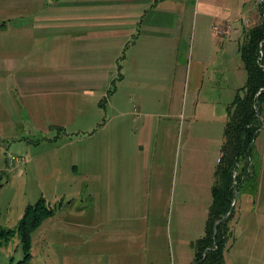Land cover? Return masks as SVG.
Returning a JSON list of instances; mask_svg holds the SVG:
<instances>
[{
	"label": "rangeland",
	"instance_id": "rangeland-1",
	"mask_svg": "<svg viewBox=\"0 0 264 264\" xmlns=\"http://www.w3.org/2000/svg\"><path fill=\"white\" fill-rule=\"evenodd\" d=\"M262 1H252L254 15L250 23L240 22L241 29L249 32L259 24L258 3ZM0 7V25L9 22L10 26L20 25L25 29L18 33L0 30V59L19 63V71L0 69V225L14 231L7 242L0 243V264H19L26 256L17 232L19 222L27 208L41 200L49 208L46 200H54L48 188L50 182L57 179L52 175L55 165L66 156L71 163L70 155H76L80 159L75 164L78 173L90 175L91 186L109 188L111 146L115 145L111 143V133L117 131L114 123L123 121L125 110H132L123 136L128 135L133 142L139 126L134 122L145 119V116L140 117V110L150 109L146 98L134 97L130 103L127 97L114 96L111 88L96 96L73 94L74 89L62 87L63 81H74L67 79L66 74L104 72L108 66L107 63H90L86 55L82 57L83 48L78 54L73 52L76 48L67 37L71 29L61 27L68 23L60 21L73 15L58 9L38 14L44 10V3L34 0H8ZM44 16L53 20L45 24L38 22L44 27L29 31L36 24L35 19L41 20ZM12 34H19L15 43ZM219 37L228 44L230 58L235 54L229 62L228 84L237 91L247 80L237 52L240 42L244 41L238 37L244 35L225 33ZM226 37L232 41L225 40ZM56 75H62L63 79ZM184 77H180L182 85ZM234 97L228 96L227 105ZM155 100L158 116H163L159 119L162 128H156L158 138L147 145L148 152L155 154V164L150 162L144 174L141 164L129 165V170H139L132 174V180L128 173L129 186L140 185L143 175L147 179L142 183L143 191L136 194L130 191V202L116 214L118 218H127L126 222L118 220L116 223L129 238L125 242L126 249L116 248L115 258L102 257V262L108 264H141L140 260L146 259L147 264H194L199 250L197 244L205 236L226 122L212 114L211 109L202 108L208 103H204L202 95L179 90L175 96H158ZM215 111L217 113V109ZM194 114L197 118L192 121ZM170 115L173 117H168ZM210 118L213 122L208 123ZM260 121L262 129L252 161L254 175H248L234 195L235 212L228 224L230 236L228 234L225 264H264V105ZM102 169L109 174L100 183L94 175ZM85 182L81 178L78 187L83 189ZM63 194L68 193H59V199ZM102 196H97V214L92 212V215L98 219L110 218L111 202ZM44 222L31 234V258L26 264H95L99 255L91 246L94 242H103L102 239L86 238L84 242L90 247L72 253L46 241ZM106 228L99 231V235L106 234ZM122 240L120 237L119 241Z\"/></svg>",
	"mask_w": 264,
	"mask_h": 264
},
{
	"label": "crops",
	"instance_id": "crops-1",
	"mask_svg": "<svg viewBox=\"0 0 264 264\" xmlns=\"http://www.w3.org/2000/svg\"><path fill=\"white\" fill-rule=\"evenodd\" d=\"M4 1L8 0H0V6L3 4L4 7ZM34 1L44 3L42 8L44 10L38 14L44 13L47 9H58L73 15L60 20L62 23H68L62 24L61 27L66 28L67 31L71 29L70 34L66 35L70 37V45L76 48L73 52L78 54L83 48L82 54H85L82 57L86 55L90 63L108 65L104 72L66 74L67 79L74 81L72 83L63 81V88L74 89L71 92L73 94H97L96 96L104 94L111 88L114 89V96L127 97V102L130 103L134 97L146 98L150 109L147 112L140 110V117L145 116V119L142 122H134L139 126L137 135L133 136L136 137L133 142L132 138H127L128 135L123 136L126 127L129 126L127 117L133 115V111L125 110L123 121L114 123L117 131L111 133V143L115 145L111 146L109 188L102 185L91 186L88 183L90 175L78 173L75 164L80 159L76 155H70L71 163L69 156H66L52 171V175L57 179L51 181V186L48 188V192H51L49 194H54V200L50 198L46 203L51 210H54V214L44 222L46 241H49L51 246H59L75 253L89 248L90 245L84 240L95 236L103 241L94 242L91 246V249L99 255L95 264H108L107 261L102 262L104 258H115L116 248L126 249L125 242L129 238L116 223L118 220L126 222L127 218L125 216L124 219L118 218L116 214L126 207L127 202H130V191L135 194L143 191L142 183L147 179L146 175H143L140 185L129 186L128 173L131 180L132 174L139 173L138 169L129 170V165L134 162L138 167L141 164L143 173L146 171L145 168L150 166V162L153 163L152 165L155 164V154H150L148 147L154 138H158L156 128L159 130L162 128L159 119L163 117L158 116L159 107L156 108L155 97L175 96L179 90L197 96L202 95L205 99L204 103L208 102L206 103L208 106L205 104L202 108L211 109L212 114L219 115L225 123L229 105H227L228 96H234L237 89L235 91L230 89L228 84L229 62L231 58H235V54L230 58L228 44L219 36L225 33H231L232 36L242 33L245 36L247 31L241 29L239 24L250 23L251 16L254 15L253 0ZM35 20L36 24L30 27L29 31L43 28L45 23H50L53 19L44 16L41 20L38 18ZM8 23L4 22L0 25V30L12 33L25 30L23 26H10ZM18 39L19 34H12L13 43ZM238 39L243 41L244 37ZM225 40L229 38L226 37ZM0 69L19 71V63L0 59ZM181 75L185 76L183 85L179 82ZM57 76L59 75L55 77ZM138 105L140 106L139 103ZM124 107L127 108L128 103ZM196 118L194 114L190 119L195 121ZM207 122L211 123L213 119L210 118ZM128 144L131 146L128 147ZM64 160L66 161L63 162ZM108 174L106 169H102L94 177L101 183ZM81 178L87 181L83 184V189L78 187ZM153 178L154 173L150 177L152 183ZM59 193L68 194L60 195L59 199L57 196ZM98 195L105 196L106 201L111 202L110 218L98 219L92 215V212L97 214L95 208L97 198L100 197H97ZM65 199L67 202H64ZM105 227L108 232L99 235V231ZM120 237L123 238L122 241H119ZM140 261L141 264H147V259Z\"/></svg>",
	"mask_w": 264,
	"mask_h": 264
},
{
	"label": "trees",
	"instance_id": "trees-1",
	"mask_svg": "<svg viewBox=\"0 0 264 264\" xmlns=\"http://www.w3.org/2000/svg\"><path fill=\"white\" fill-rule=\"evenodd\" d=\"M259 9V24L245 34L239 47L247 80L227 106L224 141L220 149L206 232L197 244L199 250L194 264H225L224 256L230 236L228 224L235 212V191L247 180L248 175H254L255 172L252 170V161L255 143L262 129L260 117L264 105V1L259 4ZM52 214L53 210L47 208L42 200L27 208L17 229L26 253L25 260L19 264H26L30 260L31 234ZM226 215L228 217L222 220ZM216 223L219 225L214 232ZM13 234L14 231L5 230L0 225V243L7 242Z\"/></svg>",
	"mask_w": 264,
	"mask_h": 264
},
{
	"label": "water",
	"instance_id": "water-1",
	"mask_svg": "<svg viewBox=\"0 0 264 264\" xmlns=\"http://www.w3.org/2000/svg\"><path fill=\"white\" fill-rule=\"evenodd\" d=\"M230 214V213H229ZM228 214V215H229ZM228 215H226L222 220H225L227 217H228ZM219 225V223H216V225H215V227H214V232H216V229H217V226Z\"/></svg>",
	"mask_w": 264,
	"mask_h": 264
}]
</instances>
